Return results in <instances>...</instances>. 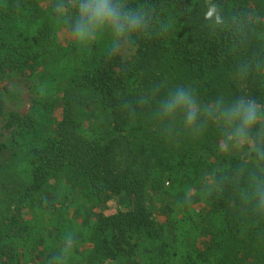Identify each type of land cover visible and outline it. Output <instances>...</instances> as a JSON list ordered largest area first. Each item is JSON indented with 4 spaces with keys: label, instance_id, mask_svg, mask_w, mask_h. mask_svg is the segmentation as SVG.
Returning a JSON list of instances; mask_svg holds the SVG:
<instances>
[{
    "label": "trees",
    "instance_id": "16d2710c",
    "mask_svg": "<svg viewBox=\"0 0 264 264\" xmlns=\"http://www.w3.org/2000/svg\"><path fill=\"white\" fill-rule=\"evenodd\" d=\"M75 2L0 0V75L36 114L0 141V228L38 237L0 264H264V0Z\"/></svg>",
    "mask_w": 264,
    "mask_h": 264
},
{
    "label": "rangeland",
    "instance_id": "374dc122",
    "mask_svg": "<svg viewBox=\"0 0 264 264\" xmlns=\"http://www.w3.org/2000/svg\"><path fill=\"white\" fill-rule=\"evenodd\" d=\"M95 2L103 4L104 0H94ZM48 2V1H47ZM45 2V5L47 4ZM73 5H76L75 0H71ZM105 13L108 16L109 24L112 23L111 17L108 12L105 10ZM118 53L124 58H128L134 54V49L131 45L124 41L118 47ZM0 89L3 93L5 99V111L6 115L0 118V141L9 143L13 134L15 132H20V128L9 126V115L10 113L16 112L23 118L35 114V92L33 90V83L25 76L20 74H13V75H0ZM12 160V159H10ZM21 186L18 183H12L9 180H6L5 176L1 175L0 172V200L3 201L10 196H15L16 198H20ZM119 208L125 209V206H122L120 199L113 198L108 202L105 208H103L106 214H112L116 212ZM19 214L23 216V219L27 220L29 218V212L26 208H21L19 210ZM7 224V223H6ZM25 230L14 229L9 226H5L4 230L0 228L2 232H0V248L6 244L10 243L12 240V235H17L22 240H29V241H37L38 237L35 231L31 230V228H27L25 224ZM41 252V247L38 245L36 249H20L15 250L12 253L14 260L19 264H41L39 260Z\"/></svg>",
    "mask_w": 264,
    "mask_h": 264
},
{
    "label": "clouds",
    "instance_id": "9594fccd",
    "mask_svg": "<svg viewBox=\"0 0 264 264\" xmlns=\"http://www.w3.org/2000/svg\"><path fill=\"white\" fill-rule=\"evenodd\" d=\"M100 14V12H99V10L97 11V15H99Z\"/></svg>",
    "mask_w": 264,
    "mask_h": 264
}]
</instances>
